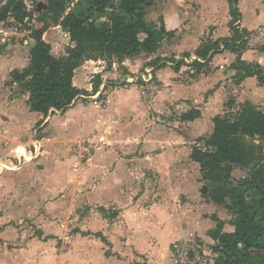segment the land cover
I'll use <instances>...</instances> for the list:
<instances>
[{
    "label": "crops",
    "instance_id": "obj_1",
    "mask_svg": "<svg viewBox=\"0 0 264 264\" xmlns=\"http://www.w3.org/2000/svg\"><path fill=\"white\" fill-rule=\"evenodd\" d=\"M239 10L242 29L264 25V0H240ZM146 16L158 27L163 20L174 37L150 58L84 63L73 83L88 98L81 95L61 115L31 112L29 96L11 79L0 94V264H176L177 241L213 252V216L234 231L225 209L204 198L201 167L191 155L231 100L264 112V84L238 78V56L230 51L201 71L178 66L204 43L232 38L226 0H155ZM16 56L1 68L16 64ZM23 56L10 74L28 65L29 52ZM241 59L264 68V50H247ZM148 67L163 88L145 98L126 79ZM104 85L105 102L91 99ZM191 112L196 118L184 120ZM91 139L98 149L78 165L74 147ZM21 143L30 161L17 155ZM30 144L39 147L36 157Z\"/></svg>",
    "mask_w": 264,
    "mask_h": 264
},
{
    "label": "trees",
    "instance_id": "obj_2",
    "mask_svg": "<svg viewBox=\"0 0 264 264\" xmlns=\"http://www.w3.org/2000/svg\"><path fill=\"white\" fill-rule=\"evenodd\" d=\"M41 1L45 10L36 16L27 10L24 0H8L0 8V21L14 19L30 32L29 63L11 72V85L16 84L20 94L29 96L31 112L46 117L51 110L66 112L77 98L87 95L73 83L76 70L87 61L105 60L111 66L127 59L150 58L174 37L163 20L159 27L147 20L146 9L154 0H79L73 9H69L71 0ZM226 1L232 38L204 43L196 55L205 62H195L193 67L201 71L215 55L230 51L238 56L234 67L238 78L256 77L264 84V68L241 59L248 31L239 25L240 0ZM52 27H61L69 35L71 45L66 55L55 56L52 45L44 39ZM228 107L232 111L213 120L212 135L200 139V146L194 147L191 155L200 165L208 189L204 198L225 208L232 218L234 231L226 232V223L213 216L217 227L208 236L215 242V264H264V112L251 102L234 111L237 104L231 100ZM196 114L191 112L183 119L194 120ZM236 167L248 172L234 179ZM250 192L255 194L252 202L248 200Z\"/></svg>",
    "mask_w": 264,
    "mask_h": 264
},
{
    "label": "built area",
    "instance_id": "obj_3",
    "mask_svg": "<svg viewBox=\"0 0 264 264\" xmlns=\"http://www.w3.org/2000/svg\"><path fill=\"white\" fill-rule=\"evenodd\" d=\"M25 34L30 36V32L23 29L22 26L17 24L14 19L0 21V47H8L12 45V43L15 44L20 40L23 42H29L25 39ZM243 41L250 49L264 50V25L248 32L243 37ZM178 62L192 66L195 62L204 63V60L197 55H190L180 57ZM126 80L127 83L137 87L141 96L145 98H148L151 94L159 93L163 88V86H161V82L155 76L154 69L152 67L145 68L143 71L134 74ZM105 92L106 86L104 85L101 87L100 91L93 94L90 98L105 102V100L102 99V95ZM81 97L88 98V96L84 95ZM100 142L103 143L104 139H100ZM98 146L99 143L95 139L77 143L73 150V155L77 160V164L81 165L87 163L98 149ZM38 151H40L39 147L34 146L35 156L38 155ZM174 246L176 264H215L216 258L218 257V255L214 253L208 255L205 252H198L195 249L194 243L190 241H179ZM198 248L200 247L198 246Z\"/></svg>",
    "mask_w": 264,
    "mask_h": 264
},
{
    "label": "rangeland",
    "instance_id": "obj_4",
    "mask_svg": "<svg viewBox=\"0 0 264 264\" xmlns=\"http://www.w3.org/2000/svg\"><path fill=\"white\" fill-rule=\"evenodd\" d=\"M24 1H25L26 6H27V9L30 12H33L36 16H38L41 13V11L45 10V8H44V6L42 4L43 2L41 0H24ZM78 2H79V0H71L70 5H69V9H73L74 5L77 4ZM154 2H155V0L153 1V4H154ZM25 35H26L25 39L27 41H29V42H23L22 40H20V41H18L15 44L12 43V45H10L8 47H5V48L0 47V65H2V63H3V61L5 59L6 60H10V59L11 60H15V58H17L16 55H18V62L16 64H11V67L8 68L7 70L1 68V66H0V94H3L4 92H6V88L9 85L10 78L8 76H10V69L21 67L25 63V60H26L27 57H24L23 53L25 51H26V53L29 52L30 48H31V45H32V39H30L31 36H29L28 34H25ZM44 37L47 40V42L52 45L53 54L55 56L63 54L64 52L66 54V49L68 47V44L71 45V41H70L69 35L65 31H63L62 29H61V31L57 30L56 27H52L50 30H48ZM55 38H56V40L54 41ZM247 50H253V49H250V48H248L246 46V50L245 51H247ZM238 106L239 105H237V107H235L233 110L237 111L238 108H239ZM228 111H232V110L229 108ZM34 135H35V133L32 132L31 135L29 136L30 140H34V138H33ZM24 143H26V142H24ZM24 143H21L19 145V149H17V155L20 156V157H26L25 159L28 158L27 160L30 161L31 160V158H30L31 155H28L29 157L27 156V151L25 149L26 147H25ZM256 143L259 145L260 141L257 140ZM33 145L30 144V146L27 147L28 152H32V151L34 152V146ZM24 153H25V155H24ZM15 155H16V153H15ZM0 167H1V164H0ZM0 172H2L1 169H0ZM247 172H248L247 170L244 171V170H241L240 168L236 167L234 172H233V178L234 179H239V178L245 176ZM253 197H255V194L250 192L249 196H248V200L250 202H252ZM225 212L228 215V218H226V221L230 223L232 218H231V216L229 215V212L226 209H225ZM227 229L228 230H233V228H230L229 226L226 227V230ZM178 242L179 241H177L176 243H178ZM192 243H194V242H192ZM174 245H173V261H174V263H176L175 251H174L175 250V246ZM194 246H195V249L198 252H205L208 255H211L212 253H214V252H212L211 250H209L207 248L205 249L204 246H201L200 248H198V245L195 244V243H194ZM214 254H216V253H214Z\"/></svg>",
    "mask_w": 264,
    "mask_h": 264
},
{
    "label": "water",
    "instance_id": "obj_5",
    "mask_svg": "<svg viewBox=\"0 0 264 264\" xmlns=\"http://www.w3.org/2000/svg\"><path fill=\"white\" fill-rule=\"evenodd\" d=\"M40 9H41V8H40ZM63 112H64V111H59V112H58V111H56V110H51L50 113H49V115H48V117H51L53 114L61 115ZM202 192H203V194H205V193L208 192V189H207L206 186L203 187Z\"/></svg>",
    "mask_w": 264,
    "mask_h": 264
},
{
    "label": "bare ground",
    "instance_id": "obj_6",
    "mask_svg": "<svg viewBox=\"0 0 264 264\" xmlns=\"http://www.w3.org/2000/svg\"><path fill=\"white\" fill-rule=\"evenodd\" d=\"M24 155H25V153H24ZM28 159V158H27Z\"/></svg>",
    "mask_w": 264,
    "mask_h": 264
}]
</instances>
